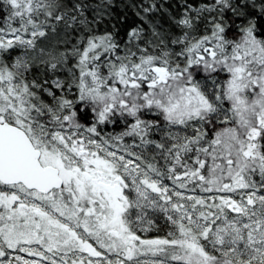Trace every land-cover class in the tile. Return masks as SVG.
I'll return each mask as SVG.
<instances>
[{"label":"snow or ice","instance_id":"1","mask_svg":"<svg viewBox=\"0 0 264 264\" xmlns=\"http://www.w3.org/2000/svg\"><path fill=\"white\" fill-rule=\"evenodd\" d=\"M2 3L0 264H264V0Z\"/></svg>","mask_w":264,"mask_h":264},{"label":"trees","instance_id":"2","mask_svg":"<svg viewBox=\"0 0 264 264\" xmlns=\"http://www.w3.org/2000/svg\"><path fill=\"white\" fill-rule=\"evenodd\" d=\"M144 0H114V15L119 18V23L117 24V28L119 29V34L121 37L124 36L125 32L128 28L134 27L136 25L143 24L144 27L145 22L140 19L139 16L136 15V10L132 7V4L143 3ZM157 7L159 9L158 16L160 20L163 22H171L173 16H178L180 12H182L183 2L184 0H156ZM191 2V0H190ZM198 3L199 0H196ZM5 11L3 8L2 0H0V20L5 16ZM110 28V26H109ZM117 131L119 129H116Z\"/></svg>","mask_w":264,"mask_h":264},{"label":"rangeland","instance_id":"3","mask_svg":"<svg viewBox=\"0 0 264 264\" xmlns=\"http://www.w3.org/2000/svg\"><path fill=\"white\" fill-rule=\"evenodd\" d=\"M125 1H129V0H125ZM143 2H145V0ZM134 9L136 10V12L139 10L138 8H134ZM158 11H159V9L156 12L151 13L147 17V20L149 21V23L155 24L158 27V29L164 33H177L178 34V29L174 25L173 18L178 17L181 14V12L179 13L178 16H173L171 22L166 23V22H163L162 20H160V18L158 16ZM149 23H145L146 29L149 27ZM159 224H160V228L158 231L153 230V231H150L144 235H146L147 238H152L155 236H164L166 234V232L168 231V228L164 225L163 220L159 221ZM16 254L23 255L25 257V259H34L33 257H29L24 253H16Z\"/></svg>","mask_w":264,"mask_h":264}]
</instances>
